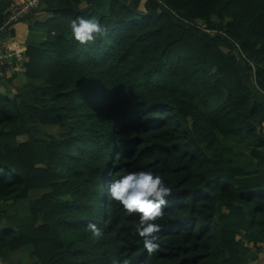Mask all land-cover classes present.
Returning <instances> with one entry per match:
<instances>
[{
    "label": "trees",
    "instance_id": "obj_1",
    "mask_svg": "<svg viewBox=\"0 0 264 264\" xmlns=\"http://www.w3.org/2000/svg\"><path fill=\"white\" fill-rule=\"evenodd\" d=\"M142 1L42 0L54 15L34 27L46 38L9 73L21 89L0 77V204L28 201L26 215L0 216V264L28 246L31 264H250L264 253V0ZM78 16L106 33L74 42ZM40 126L69 129L43 140ZM237 139L255 170L234 163ZM138 170L172 188L151 254L137 214L107 195Z\"/></svg>",
    "mask_w": 264,
    "mask_h": 264
},
{
    "label": "clouds",
    "instance_id": "obj_2",
    "mask_svg": "<svg viewBox=\"0 0 264 264\" xmlns=\"http://www.w3.org/2000/svg\"><path fill=\"white\" fill-rule=\"evenodd\" d=\"M42 7L41 2L38 9L41 10ZM13 25L8 26V31ZM69 28L73 41L81 45L94 42L107 31L97 19L79 16L70 21ZM7 37H11L9 32ZM9 73L11 72H7V75ZM107 195L119 203L126 216L137 214L138 222L134 226L133 233L140 238L148 253H154L158 249L156 234L162 229V225L157 221L164 215V209L169 203L168 198L172 196V188L153 171L138 170L112 179L107 188ZM87 228L95 238L103 235L101 228L95 223H89Z\"/></svg>",
    "mask_w": 264,
    "mask_h": 264
},
{
    "label": "rangeland",
    "instance_id": "obj_3",
    "mask_svg": "<svg viewBox=\"0 0 264 264\" xmlns=\"http://www.w3.org/2000/svg\"><path fill=\"white\" fill-rule=\"evenodd\" d=\"M109 0H105L106 4ZM140 9L143 10L145 9V6L143 4V1L140 5ZM104 9L102 8V11ZM54 15V13L52 11H42L40 9H38L34 15L32 17H29L23 21H21L23 23V28H22V32H18L17 34V39H21L23 40V43L29 45V44H39L41 42H43L46 38V31L44 29H41L39 30L38 34H32V29L34 30L35 27H34V23L36 21H43L47 18H50ZM96 19V18H95ZM22 26V25H21ZM15 29L19 30V28H16L14 25L10 28V30L14 31ZM12 79V78H10ZM9 80V79H8ZM22 84V77L18 76L17 78H14L12 80V84H11V87H13L12 89L14 91H12L13 93H16L19 89H21L20 86ZM40 131H41V135H40V138L43 139V140H47L48 136L50 134H56V133H60V132H63V131H66L68 130L69 128L66 127V126H40ZM24 139V138H22ZM21 140V138H20ZM222 143H225V144H231L232 141L229 142V140H225L224 142L222 141ZM237 144L238 143H232L234 149L236 150H244V151H247L245 154H242L240 155V158H242L241 160H243L246 164H247V168H256L257 167V164L256 162L253 163V160L252 158L250 157L249 155V150H247L246 147H237ZM239 146V144H238ZM245 148V149H244ZM59 171H63L62 169L59 170ZM38 195V193L36 192H31L30 194V199L32 198H35L36 196ZM69 199L68 196H65L63 198H61L60 200L61 201H67ZM28 201L26 202H18V201H11V202H8V203H2L0 204V216L2 215V212L3 210L6 211V213L8 214H15V213H19L20 215H26L28 212H27V208H26V205H27ZM2 218V217H1ZM6 224V221L4 219L0 220V227L4 226ZM30 247H26V248H23V249H20V250H17V251H10L5 259H3L5 262L3 264H31L32 262L35 261L34 257L31 256L30 254ZM254 252H252V255H253Z\"/></svg>",
    "mask_w": 264,
    "mask_h": 264
},
{
    "label": "built area",
    "instance_id": "obj_4",
    "mask_svg": "<svg viewBox=\"0 0 264 264\" xmlns=\"http://www.w3.org/2000/svg\"><path fill=\"white\" fill-rule=\"evenodd\" d=\"M41 2L42 0H10L9 4L4 9L3 13L5 15V20L3 24L0 25V77L7 72L20 71L24 59L23 50L12 46L7 37L8 26L36 11L40 7ZM184 21L206 33H216L215 30L208 29L204 23H193L188 20Z\"/></svg>",
    "mask_w": 264,
    "mask_h": 264
},
{
    "label": "crops",
    "instance_id": "obj_5",
    "mask_svg": "<svg viewBox=\"0 0 264 264\" xmlns=\"http://www.w3.org/2000/svg\"><path fill=\"white\" fill-rule=\"evenodd\" d=\"M14 26L16 28H19V30H17V29H15L14 31L12 30L14 32V34H13V36L9 37L8 39H9L10 43L12 44V46L17 47V48H20L22 50H25L28 45L25 44V43H23V40L17 39V35H18L17 33L18 32H22L21 30L23 28V23L22 22H19V23L14 24ZM39 30H41V29L40 28H35L34 30L32 29V32H33L32 34H38L39 33L38 32ZM19 75H20V73L19 74H15V75L8 74L7 75V79L5 81H8V79H10V78H12V80H13L14 78H17ZM11 83H12V81H11ZM234 142L239 144V146L237 144V147H240V146L242 148L243 147H246L247 150H249V148L251 146V144L248 143V140L247 139H241V140L240 139H237ZM235 152H236V155H235V161H234V163L237 164V165H239L240 167L247 166V164L243 160H241L242 158H240L241 153L242 154H245L247 151L237 150V148H236ZM252 160H253V163L256 162L255 159L252 158ZM248 170L249 171L255 170V168H253V169L250 168ZM261 170L264 172V168H262ZM250 264H264V253L258 254V258L256 260L252 261Z\"/></svg>",
    "mask_w": 264,
    "mask_h": 264
},
{
    "label": "water",
    "instance_id": "obj_6",
    "mask_svg": "<svg viewBox=\"0 0 264 264\" xmlns=\"http://www.w3.org/2000/svg\"><path fill=\"white\" fill-rule=\"evenodd\" d=\"M33 15H34V13H30V14L26 15L25 17H23V18H21V19L15 21V22H13L12 24L19 23V22H21V21H23V20H25V19H27V18H29V17H32ZM12 24H10L9 26H11ZM261 176L263 177V172L261 173Z\"/></svg>",
    "mask_w": 264,
    "mask_h": 264
}]
</instances>
